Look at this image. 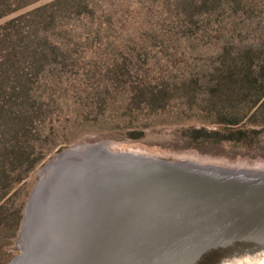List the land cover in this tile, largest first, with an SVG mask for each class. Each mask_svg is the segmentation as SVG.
<instances>
[{"label":"rangeland","instance_id":"374dc122","mask_svg":"<svg viewBox=\"0 0 264 264\" xmlns=\"http://www.w3.org/2000/svg\"><path fill=\"white\" fill-rule=\"evenodd\" d=\"M21 1L0 0V182L14 203L28 194L27 204L40 171L83 139L264 170L263 125L250 126L260 134L247 144L184 131L251 118L258 73L245 64L264 63V0H37L16 9ZM138 87L152 94L132 100ZM17 237L0 261L22 254Z\"/></svg>","mask_w":264,"mask_h":264},{"label":"water","instance_id":"95a60500","mask_svg":"<svg viewBox=\"0 0 264 264\" xmlns=\"http://www.w3.org/2000/svg\"><path fill=\"white\" fill-rule=\"evenodd\" d=\"M76 145L89 150L69 148L44 167L15 239L22 254L9 264H189L213 230L264 216V185L255 184L264 170L114 152L111 141ZM186 177L201 184L170 185ZM230 180L242 186H216Z\"/></svg>","mask_w":264,"mask_h":264},{"label":"trees","instance_id":"16d2710c","mask_svg":"<svg viewBox=\"0 0 264 264\" xmlns=\"http://www.w3.org/2000/svg\"><path fill=\"white\" fill-rule=\"evenodd\" d=\"M37 0H22L18 4L16 9L27 6ZM249 71L258 73L257 77L253 81V85L250 90L256 91L253 100L247 106V111L251 113V118L248 122H244V119H237L234 121H219L216 122L217 128L215 130H207L205 127H187L184 129L186 136L191 140H203L209 139L217 143L223 142H235V143H251L252 136L260 134L256 129H250L251 125H263L264 126V63L258 64L254 67V63L245 64ZM257 70V71H256ZM152 94L140 87L138 90L132 92V100L139 98H146L147 95ZM260 119H257L259 118ZM257 119V120H256ZM143 131L130 132V136L134 139L140 138L143 135ZM34 170V166L28 171ZM6 170L1 171L3 176ZM11 186H5L3 182H0V252L12 244L13 239L17 236L21 221L23 219V210L26 204L28 194L25 195V199L21 198L19 203H14L11 196ZM0 264H6V261H0Z\"/></svg>","mask_w":264,"mask_h":264},{"label":"bare ground","instance_id":"6f19581e","mask_svg":"<svg viewBox=\"0 0 264 264\" xmlns=\"http://www.w3.org/2000/svg\"><path fill=\"white\" fill-rule=\"evenodd\" d=\"M71 148L89 150L86 149V146H77L76 144H74ZM65 153L67 152L64 151L60 154L65 156ZM189 160L195 164H200L201 166H213L212 168L218 167L217 163L197 161L192 158ZM219 166L225 165L220 164ZM45 171L46 170L44 168L40 171L41 177H44V175L47 174ZM234 181L235 180L221 181L228 184H219L216 186H224V189H236L242 186L241 184H233ZM200 184V180L192 177L170 179V185L175 188H179L180 190H185L186 186ZM202 184L203 186H207L206 182H203ZM245 184L254 185L252 182H246ZM255 184L264 185V181ZM211 186H214V184ZM29 215L30 210H28L27 220L29 219ZM211 233L213 234V237L209 241H206L203 246L198 248L195 259L189 264H264V216L247 219L240 225L238 230L234 229L231 230V232L224 233V231L220 229L217 230V232L213 230ZM206 236L208 235L203 234V237L206 238ZM18 242H20V239H18ZM197 244L198 242H196L193 247ZM22 245L19 246L21 247ZM185 263H188V260L182 259L181 263L179 262L176 264Z\"/></svg>","mask_w":264,"mask_h":264}]
</instances>
